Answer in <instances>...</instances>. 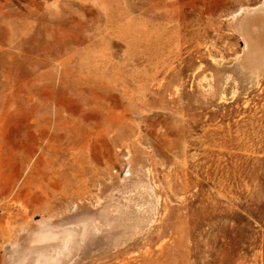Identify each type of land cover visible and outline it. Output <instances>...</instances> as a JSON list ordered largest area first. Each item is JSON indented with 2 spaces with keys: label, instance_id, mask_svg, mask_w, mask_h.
Masks as SVG:
<instances>
[{
  "label": "rangeland",
  "instance_id": "1",
  "mask_svg": "<svg viewBox=\"0 0 264 264\" xmlns=\"http://www.w3.org/2000/svg\"><path fill=\"white\" fill-rule=\"evenodd\" d=\"M0 264H264V0H0Z\"/></svg>",
  "mask_w": 264,
  "mask_h": 264
}]
</instances>
